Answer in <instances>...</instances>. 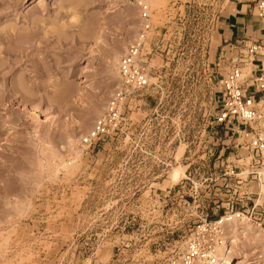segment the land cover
<instances>
[{
    "label": "rangeland",
    "instance_id": "rangeland-1",
    "mask_svg": "<svg viewBox=\"0 0 264 264\" xmlns=\"http://www.w3.org/2000/svg\"><path fill=\"white\" fill-rule=\"evenodd\" d=\"M237 1L0 0V264H174L195 225L224 210L215 164L245 152V127L217 120L222 80L233 64L244 80L264 68L238 41L264 42L259 0L245 1L261 33H219ZM141 2L150 85L128 98L114 137L86 147ZM237 228L234 258L264 264L262 236Z\"/></svg>",
    "mask_w": 264,
    "mask_h": 264
},
{
    "label": "built area",
    "instance_id": "built-area-1",
    "mask_svg": "<svg viewBox=\"0 0 264 264\" xmlns=\"http://www.w3.org/2000/svg\"><path fill=\"white\" fill-rule=\"evenodd\" d=\"M139 5L141 28L119 60L120 85L82 136L81 144L86 147L96 148L100 141L114 137L123 124V106L128 98L150 85L144 56L152 30V10L148 2ZM257 7L264 19V0H259ZM238 41L245 46L251 61L255 60L254 55L264 56V42ZM261 70L255 77L244 80L242 67L233 64L222 80L217 120L224 123L234 118L244 125L239 131L243 143L236 146L240 145L245 152L237 151L215 164L218 177L223 179L215 196H223L220 198L225 207L214 218L206 216L195 225L179 250L178 259L183 264H218L221 251L228 245L232 247L233 229L242 223L255 228L264 240V68ZM259 92L262 94L257 99Z\"/></svg>",
    "mask_w": 264,
    "mask_h": 264
},
{
    "label": "crops",
    "instance_id": "crops-1",
    "mask_svg": "<svg viewBox=\"0 0 264 264\" xmlns=\"http://www.w3.org/2000/svg\"><path fill=\"white\" fill-rule=\"evenodd\" d=\"M251 7L252 4L245 0H238L234 4L232 11L227 14L219 24V28L223 30L222 32H219L223 41L226 42L228 39L248 35L250 29L256 34L257 31H261V29L250 25V18L252 17Z\"/></svg>",
    "mask_w": 264,
    "mask_h": 264
},
{
    "label": "bare ground",
    "instance_id": "bare-ground-1",
    "mask_svg": "<svg viewBox=\"0 0 264 264\" xmlns=\"http://www.w3.org/2000/svg\"><path fill=\"white\" fill-rule=\"evenodd\" d=\"M243 75H245V73H242V77H243ZM75 151V150H74ZM179 174H182V169H181V167H175V169H174V171H173V173H172V178H175L176 176H178ZM237 226V225H236ZM233 231H234V235H235V241L237 242V243H240L241 242V236L239 235V233H240V230H239V228H235V229H233ZM242 232V231H241ZM241 234V233H240ZM234 250H233V248L232 247H230L229 245L228 246H226V249L225 250H223V251H221V258H220V260H219V263L218 264H243V258H238V259H235L234 258V256H233V254H234V252H233ZM179 261V259L178 260H175V262H173L174 264H176V263H180V262H178Z\"/></svg>",
    "mask_w": 264,
    "mask_h": 264
}]
</instances>
